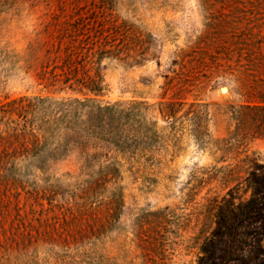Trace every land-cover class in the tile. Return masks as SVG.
Returning a JSON list of instances; mask_svg holds the SVG:
<instances>
[{
    "label": "rangeland",
    "instance_id": "rangeland-1",
    "mask_svg": "<svg viewBox=\"0 0 264 264\" xmlns=\"http://www.w3.org/2000/svg\"><path fill=\"white\" fill-rule=\"evenodd\" d=\"M109 1L105 11L102 0H0V100L70 93L45 88L39 71L74 12L127 19L143 41L135 63L105 56L92 70L103 90L88 95L118 102L108 138L120 169L27 174L1 189L0 264H197L203 241L232 215L227 203L249 199L264 169V108L247 107L264 101L197 53L247 0ZM81 32L102 37L91 21ZM259 206L264 213V197ZM250 222L261 228L264 216ZM248 240L262 248L232 264L264 262V233Z\"/></svg>",
    "mask_w": 264,
    "mask_h": 264
},
{
    "label": "trees",
    "instance_id": "trees-1",
    "mask_svg": "<svg viewBox=\"0 0 264 264\" xmlns=\"http://www.w3.org/2000/svg\"><path fill=\"white\" fill-rule=\"evenodd\" d=\"M241 3L218 19L223 27H218L217 37L205 48L197 50L198 59L210 62L215 73L233 74L238 82L236 90L242 95H260L264 101V0ZM110 4L102 0L99 7L108 11ZM90 21L99 26L101 38L90 40L81 32ZM140 44L143 41L134 24L110 12L102 16L92 11L74 12L65 20L55 46L60 52L41 65L39 77L50 91L70 93L21 94L0 100V190L17 189L15 181L27 174L57 170L67 175L107 174L120 169V151L108 138L116 128L111 118L116 116L118 102L88 94L103 90L101 81L92 74L103 57H116L127 65L135 63ZM247 107L261 109L264 104ZM255 172L252 168L248 177ZM252 179L251 197L227 203L232 215L203 241L197 264H232L252 246L262 248L258 240L249 241L248 234L264 233V226L250 228L251 220L264 216L259 206L264 197V169ZM259 264H264L262 259Z\"/></svg>",
    "mask_w": 264,
    "mask_h": 264
}]
</instances>
